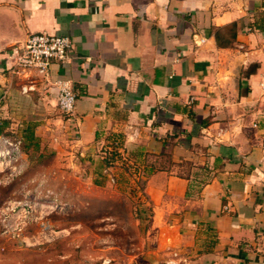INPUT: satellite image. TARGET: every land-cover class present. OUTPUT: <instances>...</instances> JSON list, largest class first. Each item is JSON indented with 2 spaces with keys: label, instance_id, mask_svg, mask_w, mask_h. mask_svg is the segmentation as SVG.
Instances as JSON below:
<instances>
[{
  "label": "crops",
  "instance_id": "crops-1",
  "mask_svg": "<svg viewBox=\"0 0 264 264\" xmlns=\"http://www.w3.org/2000/svg\"><path fill=\"white\" fill-rule=\"evenodd\" d=\"M234 22L236 40L219 45ZM43 31L73 39L51 66L78 94L55 119L56 156L104 147L124 178L143 180L140 264H264V0H0V103L24 94L10 65ZM25 96L44 114L58 106L41 80Z\"/></svg>",
  "mask_w": 264,
  "mask_h": 264
},
{
  "label": "rangeland",
  "instance_id": "rangeland-1",
  "mask_svg": "<svg viewBox=\"0 0 264 264\" xmlns=\"http://www.w3.org/2000/svg\"><path fill=\"white\" fill-rule=\"evenodd\" d=\"M25 95L0 103V264H140L151 209L134 193L138 179L124 178L120 154L104 147L97 158L58 159L64 115L34 110Z\"/></svg>",
  "mask_w": 264,
  "mask_h": 264
},
{
  "label": "built area",
  "instance_id": "built-area-1",
  "mask_svg": "<svg viewBox=\"0 0 264 264\" xmlns=\"http://www.w3.org/2000/svg\"><path fill=\"white\" fill-rule=\"evenodd\" d=\"M72 47L73 39L68 35L46 31L30 32L19 46L10 65L12 74L24 76L27 80L21 87L23 93L38 89L40 80L56 88L58 107L68 117L74 113L78 94L71 79L67 77L52 79L51 66L54 62L69 59ZM109 177L115 181L113 175Z\"/></svg>",
  "mask_w": 264,
  "mask_h": 264
},
{
  "label": "trees",
  "instance_id": "trees-1",
  "mask_svg": "<svg viewBox=\"0 0 264 264\" xmlns=\"http://www.w3.org/2000/svg\"><path fill=\"white\" fill-rule=\"evenodd\" d=\"M237 34H238V28H237V23H232L230 25H228L227 27H225L224 29H218V31L216 32V39L219 45L221 46H229L231 45L237 38ZM4 128V124L0 123V134L2 133ZM27 136L30 139H37V136L35 135L34 131L32 129H28V134ZM38 144V143H37ZM105 162H108V157H104L103 159ZM112 164V163H110ZM139 184L140 187L143 188L144 186V182L142 179L139 180Z\"/></svg>",
  "mask_w": 264,
  "mask_h": 264
}]
</instances>
